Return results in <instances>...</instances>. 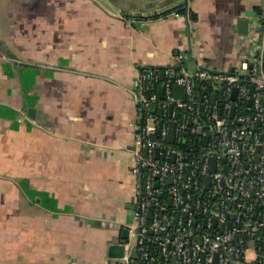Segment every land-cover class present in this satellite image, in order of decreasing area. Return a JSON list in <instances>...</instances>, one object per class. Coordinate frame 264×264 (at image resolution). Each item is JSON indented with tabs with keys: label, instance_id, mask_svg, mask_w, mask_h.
Masks as SVG:
<instances>
[{
	"label": "crops",
	"instance_id": "obj_1",
	"mask_svg": "<svg viewBox=\"0 0 264 264\" xmlns=\"http://www.w3.org/2000/svg\"><path fill=\"white\" fill-rule=\"evenodd\" d=\"M103 1L0 0V264H112L133 214L140 68L232 71L264 10L188 0L191 20L154 14L183 0Z\"/></svg>",
	"mask_w": 264,
	"mask_h": 264
},
{
	"label": "built area",
	"instance_id": "obj_2",
	"mask_svg": "<svg viewBox=\"0 0 264 264\" xmlns=\"http://www.w3.org/2000/svg\"><path fill=\"white\" fill-rule=\"evenodd\" d=\"M152 16L121 14L128 21ZM258 21L255 50L232 71L140 68L132 122L137 200L112 264H213L214 253L217 264H264V13ZM158 76L163 98L146 93ZM175 84L183 86L181 98ZM176 107L188 114L177 119Z\"/></svg>",
	"mask_w": 264,
	"mask_h": 264
},
{
	"label": "water",
	"instance_id": "obj_3",
	"mask_svg": "<svg viewBox=\"0 0 264 264\" xmlns=\"http://www.w3.org/2000/svg\"><path fill=\"white\" fill-rule=\"evenodd\" d=\"M98 1L101 2L104 6H106L103 0H98ZM187 2H188V0H183V5H184V8L186 10H187ZM186 17H187V14H186ZM6 55L13 64H21V62L17 60V57L14 54L6 53ZM202 68H204L208 71L216 72V73L217 72H226V71H220V70H214V69H207L205 67H202ZM252 88H253V85H250L249 86V93L250 94L252 93ZM177 92H183V86L182 85H179V84L174 85L173 93L177 94ZM235 96H236V89L234 88L232 91V97L235 98ZM211 100L212 101L214 100V94H211ZM249 103H250V100H249ZM232 113H233V107L230 109V115H232ZM173 125H174V122H171L170 127H169V139H172ZM199 131H200V129H199ZM151 136L153 137L154 135L152 134ZM213 168L214 167H213V160H212V164H211L210 169L213 170ZM127 236H128V228L126 226L121 227L120 233H119V238L115 242L111 243L108 247V250H109L108 254L110 257H119L122 255L123 245L127 241ZM213 264H217V253H214Z\"/></svg>",
	"mask_w": 264,
	"mask_h": 264
},
{
	"label": "trees",
	"instance_id": "obj_4",
	"mask_svg": "<svg viewBox=\"0 0 264 264\" xmlns=\"http://www.w3.org/2000/svg\"><path fill=\"white\" fill-rule=\"evenodd\" d=\"M257 13L259 15L263 14L264 13V10L260 9V8H257ZM168 14H187L188 18L191 19V20H194L195 19V12L191 9H188L186 10L183 6H175V7H170L168 9H165L163 11H161L160 13H156L155 15L157 16H164V15H168ZM160 68H163V67H160ZM176 68H179V67H176ZM163 78L161 76H158L157 80L153 82V84L151 85V88L148 89V91L146 92L147 94L148 93H151V92H156L157 93V96L159 98H163L164 97V89H163V86L161 85V82H162ZM150 111L154 112V113H157V115L159 117H161V119H166L168 117V111L166 110L165 114H162V111L159 110L155 105H152L150 107ZM188 114V110L185 109L184 107H176L175 108V117L177 119H182L183 118V115H186ZM202 118V117H200ZM181 146L183 145V143L180 144Z\"/></svg>",
	"mask_w": 264,
	"mask_h": 264
},
{
	"label": "flooded vegetation",
	"instance_id": "obj_5",
	"mask_svg": "<svg viewBox=\"0 0 264 264\" xmlns=\"http://www.w3.org/2000/svg\"><path fill=\"white\" fill-rule=\"evenodd\" d=\"M134 188H135V186H134ZM132 199H133L132 208H133V211H134V208H135V205H136V200H137V198L135 196V192H134V195H133Z\"/></svg>",
	"mask_w": 264,
	"mask_h": 264
},
{
	"label": "rangeland",
	"instance_id": "obj_6",
	"mask_svg": "<svg viewBox=\"0 0 264 264\" xmlns=\"http://www.w3.org/2000/svg\"><path fill=\"white\" fill-rule=\"evenodd\" d=\"M237 65L239 66V64H237ZM214 82H215V84H218L219 83V80L217 78H214ZM103 224H106V223H103Z\"/></svg>",
	"mask_w": 264,
	"mask_h": 264
}]
</instances>
